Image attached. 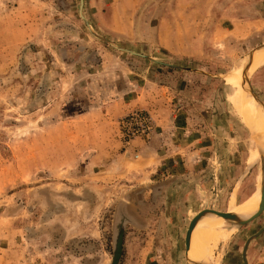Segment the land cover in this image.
<instances>
[{
	"label": "rangeland",
	"instance_id": "obj_1",
	"mask_svg": "<svg viewBox=\"0 0 264 264\" xmlns=\"http://www.w3.org/2000/svg\"><path fill=\"white\" fill-rule=\"evenodd\" d=\"M263 45L264 0H0V264H190L206 209L194 246L221 228L216 264H244L264 215L217 216L258 205L229 78L264 112V67L242 73Z\"/></svg>",
	"mask_w": 264,
	"mask_h": 264
},
{
	"label": "bare ground",
	"instance_id": "obj_2",
	"mask_svg": "<svg viewBox=\"0 0 264 264\" xmlns=\"http://www.w3.org/2000/svg\"><path fill=\"white\" fill-rule=\"evenodd\" d=\"M243 62H244V68L242 69L243 75L244 73L249 75L251 73H254V71H256L257 69L264 67V45L256 49L255 52L248 55L245 61ZM229 79H230L229 82L233 83V87L234 85L236 87L235 93L230 96V102L232 104V107L236 110L237 115L240 116L242 122L246 125V127L249 130H251L253 133H255L257 141L255 140V138L251 139L254 145L253 147L256 148V154L254 156V159L257 158V160L261 162L264 168V128H263L264 112L257 105L256 97L252 95L254 97L253 99L249 94H247L248 92L246 93L244 91L245 89L243 90L244 87L243 88L241 87L238 78L231 77ZM261 180H262V184H261V191L259 192V196H258L259 197L258 205L256 206V210L253 213H251L252 215L247 214L250 213L252 209L251 205H247L244 206L243 208H240L237 211L232 209L231 211L232 214L234 213V211L238 212L233 216H227L225 214V215H218L217 217L223 218L222 221L225 222L228 226L229 225L239 226L241 220L248 219L254 214H256L260 208L261 202L264 197V172L260 173L259 181ZM208 216L209 215H202L196 222H194L193 224L194 231L202 222V220H204V218ZM201 230L202 229H200L198 232H200ZM221 233H222L221 228L210 231L201 239L199 244H197L196 246H194V240L198 235V233L195 236H193L192 234L191 242L187 245V249L189 250L187 252V256L190 259V264H216L214 251L218 247L219 243L223 242V240L225 239L223 237L224 235H222Z\"/></svg>",
	"mask_w": 264,
	"mask_h": 264
},
{
	"label": "water",
	"instance_id": "obj_3",
	"mask_svg": "<svg viewBox=\"0 0 264 264\" xmlns=\"http://www.w3.org/2000/svg\"><path fill=\"white\" fill-rule=\"evenodd\" d=\"M83 2V1H82ZM83 18H84V16H83ZM121 50H123V49H121ZM123 51H126V52H129V53H131V54H134V55H139V54H136V53H134V52H132V51H128V50H123ZM144 57V56H143ZM243 81V83L245 84L246 83V81L245 80H242ZM252 94H253V92H252ZM255 96V95H254ZM252 132V131H251ZM206 212H219V211H216V210H214V209H211V210H209V209H206V210H203V211H201V212H199L196 216H194L193 218H192V220H191V222H190V225H189V228H188V231H187V236H186V245H188L190 242H191V238H192V234H193V231H194V226H193V224H194V222H196L204 213H206ZM220 213H223V214H226V213H230L229 212V210L228 211H226V212H220ZM264 215V197H263V200H262V202H261V205H260V208H259V210H258V212L256 213V214H254L253 216H251L250 218H248V219H244V220H241L240 221V225H246V224H248V223H250V222H253V221H255L256 219H258V218H260L261 216H263ZM264 232V226H263V228L255 235V236H259L260 234H262ZM254 235L253 236H251L247 241H246V244H245V246H244V249H243V260H244V264H249V262H248V248H249V245H250V243H251V241H252V239L255 237ZM189 250L187 249V252H188Z\"/></svg>",
	"mask_w": 264,
	"mask_h": 264
},
{
	"label": "built area",
	"instance_id": "obj_4",
	"mask_svg": "<svg viewBox=\"0 0 264 264\" xmlns=\"http://www.w3.org/2000/svg\"><path fill=\"white\" fill-rule=\"evenodd\" d=\"M126 127H129L128 134L131 136H146L154 129L149 115L137 113L126 120Z\"/></svg>",
	"mask_w": 264,
	"mask_h": 264
},
{
	"label": "crops",
	"instance_id": "obj_5",
	"mask_svg": "<svg viewBox=\"0 0 264 264\" xmlns=\"http://www.w3.org/2000/svg\"><path fill=\"white\" fill-rule=\"evenodd\" d=\"M116 106H119V104H118L117 102L114 101L113 103H110V104L108 103L104 108H105V109H108V108L110 107V108H113V109H114ZM102 109H103V108H102ZM105 109H104V110H105ZM119 112H120V111H118V115H121V114L123 113V112H121V113H119ZM158 125H160V124H158ZM158 134H159V133H158ZM158 134L156 133L155 136H157ZM157 137H158V136H157ZM153 139H155V138H153ZM156 139H157V138H156ZM143 167H144V166H143Z\"/></svg>",
	"mask_w": 264,
	"mask_h": 264
}]
</instances>
